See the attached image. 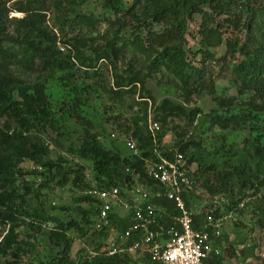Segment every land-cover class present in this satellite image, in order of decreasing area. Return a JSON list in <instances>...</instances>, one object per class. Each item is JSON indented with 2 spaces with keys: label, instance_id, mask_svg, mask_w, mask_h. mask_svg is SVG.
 Listing matches in <instances>:
<instances>
[{
  "label": "trees",
  "instance_id": "obj_1",
  "mask_svg": "<svg viewBox=\"0 0 264 264\" xmlns=\"http://www.w3.org/2000/svg\"><path fill=\"white\" fill-rule=\"evenodd\" d=\"M82 1L0 0V227L7 226L0 241V253L12 259L25 253L26 244L15 232L18 225H25L33 232L40 230L38 214L27 211L25 200L15 192L17 179L21 180L25 193L30 190L26 182L22 183L24 174L19 165L23 161L33 166L29 174L45 178L36 187L55 181L59 187L70 184L80 191L92 187L122 190L124 186L141 182L154 191L160 189L145 177L144 161L156 160L154 151L166 159L175 153L181 154L188 169L190 165L195 167L188 172L194 185L182 195L188 210L195 206L196 188L210 198L221 195L226 199L222 209L212 210L211 205H204L206 209L202 207L199 214L192 213L194 227L206 212L221 216L235 211L246 196H257V201L263 203L264 149L260 146L259 134L264 132V0H132L129 6L122 0H100L106 15L79 11ZM12 13L19 16H10ZM193 16L199 18L195 30L197 44L195 50L187 49V56L184 36ZM152 25H161V29L154 31ZM100 26L104 29L99 34ZM220 46L223 53L214 55L213 50ZM128 52L140 57L148 73H167L189 95L208 94L218 109L202 114L210 126L230 133L247 126L256 135L250 141L242 140L241 148L233 153L226 152L218 167L200 154L185 155L188 148L200 149V138L192 133L186 142H177L175 151H164L160 147L162 135L152 138L137 126L128 127L124 133H129L134 140L137 154L120 157L116 150L102 147L85 122L88 127L74 153L89 163L92 182L88 184L80 165L67 167L61 157L52 160L48 156L40 131L53 129L55 119L48 108L42 79H50L57 73L64 80L78 69L95 71L99 62L114 66ZM212 66L229 74L238 94H242L240 90L248 91L250 95L244 103L238 106L213 96L209 75ZM24 75L31 80L24 82L21 79ZM112 81L108 90L111 93L135 85H140L146 93L136 73L117 77L113 72ZM143 98L150 99L149 95ZM152 104V120L162 129L172 119L190 124L201 114L197 107L186 108L166 99L158 105ZM74 116L79 118L76 113ZM77 201L90 206V211H80L81 221L87 225L88 216H93L94 201L86 195ZM151 202L160 209L162 224L168 223L174 214L171 205L164 199ZM24 218L30 221L25 223ZM127 218V215L119 218L111 213L112 227L122 233ZM51 221L54 227L48 233L49 238L61 244V251L52 259V264H73L68 259L69 243L65 236L70 230L80 232L79 224L74 219ZM98 235L105 238L107 233L101 230ZM132 240L133 237L129 238L125 246ZM98 247L92 257L78 264L132 263L126 252L108 256L98 252ZM218 257L202 264H220Z\"/></svg>",
  "mask_w": 264,
  "mask_h": 264
},
{
  "label": "rangeland",
  "instance_id": "obj_2",
  "mask_svg": "<svg viewBox=\"0 0 264 264\" xmlns=\"http://www.w3.org/2000/svg\"><path fill=\"white\" fill-rule=\"evenodd\" d=\"M122 1L125 6H129L132 0ZM79 11L94 15H106L100 7V0H83ZM136 12H139V8ZM12 15L19 16L10 14V16ZM192 19L193 21L187 25V32L184 36L183 48L187 56V51L195 50L197 44L195 30L199 18L193 16ZM103 29L104 27L100 26L99 34ZM160 29L161 25H152V30ZM213 53L220 56L223 53L222 46L214 49ZM136 57L128 52L123 54L114 66L99 62L95 71L78 69L72 77L64 80L57 73L50 79H42L48 108L55 119L53 129L45 128L40 131L42 140L47 145L49 158L55 160L57 157H61L67 167L80 165L84 169L86 182L91 184L89 163L81 160L74 153V149L78 147L84 135V130L88 127L85 122L89 123L90 133L96 137L102 147L111 151L116 150L120 157H128L131 153L125 148L122 139L130 135H128L129 133L125 134L124 129L137 126L144 132H149L148 125L154 122L152 120V102L158 105L163 99L172 104H179L186 108L197 107L201 110L199 117H196L190 124L182 119H172L162 129L155 122L157 128L152 132V135H162L160 147L164 151H175L177 142H186L187 139L189 140L187 137L192 133L200 138V149L195 151L188 148L185 155L200 154L207 161L214 162L219 167L225 159L226 152L233 153L241 148L242 140L250 141L256 135L254 132H250L247 126L231 133L210 126L202 114L212 110L218 111V109L208 94L198 97L189 95L176 84V79L167 73L163 71L148 73L145 70L146 64L140 60V57ZM113 72L117 77H127L136 73L143 81V90L146 93L142 91L140 85L116 89L115 93L109 92L113 83ZM209 75L214 97L222 100L228 99L238 106L249 97L248 91L239 89L242 94H238L240 92L235 89L236 87L234 88L231 83L232 78L224 69L212 66ZM21 79L24 82H29L31 77L24 75ZM146 94L151 100L143 98L147 97ZM234 110L236 111L237 107ZM74 113L79 118H76ZM259 135L260 146L264 149V132ZM32 167L28 161H23L19 165L24 174L22 183H27L29 192L25 193L20 186L21 180L19 179L16 180L14 187L17 195L25 200V209L38 214L40 230L33 232L25 225H18L15 232L18 239L26 244L25 253L17 259L0 253V264H52V259L58 257V253L61 251V244L50 239L48 234L54 227L51 221L54 218L62 222L74 219L81 228L80 232L70 230L66 232L65 236L69 243L68 259L73 264L92 257L98 245L97 251L104 252L108 243H113L116 240V230L113 227V230L107 232L108 236L101 238L98 235L100 231L93 223L92 215L88 216L89 224L82 223L80 211H90V206L86 202L77 201V199L84 197L85 190L80 191L70 184L59 187L54 184L55 181L47 183L43 187H36L38 182L45 178H36L29 174ZM189 167L191 172L195 169L193 165ZM194 195L197 197L194 202L195 206L190 207V212L193 214H199L202 207L206 205H211L210 208L213 210L215 207L222 209L226 203V199L221 195L210 198L204 193H200L198 188ZM256 197L246 196L243 200L244 206H237L235 211L225 213L229 218L223 221L216 239V244L220 249L218 257L220 264H264V202H258ZM115 214L118 217L126 215L117 207ZM24 221L26 223L30 219L24 218ZM130 256L131 264H143L140 255Z\"/></svg>",
  "mask_w": 264,
  "mask_h": 264
},
{
  "label": "built area",
  "instance_id": "obj_3",
  "mask_svg": "<svg viewBox=\"0 0 264 264\" xmlns=\"http://www.w3.org/2000/svg\"><path fill=\"white\" fill-rule=\"evenodd\" d=\"M156 128L155 122L148 125L152 138ZM122 140L131 154H137L135 142L130 136ZM153 154L156 160L150 158L144 161V173L160 190L152 191L149 185L134 182L123 187L124 196L117 187H92L85 191V195L94 201L93 223L99 231L105 230L107 233L113 230L110 214L115 213L116 207L128 216L123 232L116 231V240L108 243L104 253L108 256L122 252L136 257L140 255L146 264H202L219 256L217 233L229 216H214L206 212L198 226L194 227L192 213L182 197L194 185L183 156L175 153L171 159H166L156 151ZM159 199L167 201L174 212L165 224H162L160 211L151 202ZM242 206L243 202L238 203V207ZM6 231L7 226L3 229L0 227V241ZM131 237L134 240L125 246Z\"/></svg>",
  "mask_w": 264,
  "mask_h": 264
},
{
  "label": "water",
  "instance_id": "obj_4",
  "mask_svg": "<svg viewBox=\"0 0 264 264\" xmlns=\"http://www.w3.org/2000/svg\"><path fill=\"white\" fill-rule=\"evenodd\" d=\"M13 16V15H12Z\"/></svg>",
  "mask_w": 264,
  "mask_h": 264
}]
</instances>
